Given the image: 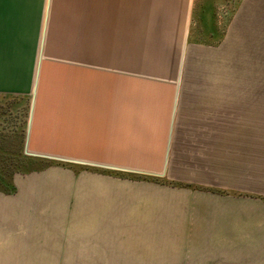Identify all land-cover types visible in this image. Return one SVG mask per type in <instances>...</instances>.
Wrapping results in <instances>:
<instances>
[{"label":"crops","instance_id":"obj_1","mask_svg":"<svg viewBox=\"0 0 264 264\" xmlns=\"http://www.w3.org/2000/svg\"><path fill=\"white\" fill-rule=\"evenodd\" d=\"M32 4L0 0V96H32L25 152L168 183L138 198L85 177L75 228L44 235L60 244L0 246L18 255L0 264H264V0L230 16L228 0H49L34 92ZM190 156L209 174L218 156V181L188 177Z\"/></svg>","mask_w":264,"mask_h":264},{"label":"rangeland","instance_id":"obj_2","mask_svg":"<svg viewBox=\"0 0 264 264\" xmlns=\"http://www.w3.org/2000/svg\"><path fill=\"white\" fill-rule=\"evenodd\" d=\"M239 1L240 0H228L227 10L229 16ZM31 2L33 3L31 6L34 7V9L31 8V13H36V18L40 20L39 23L42 25L39 27L38 23L35 28L36 30L38 28V32L36 31L37 58L33 83L34 92L37 85L38 69L44 48L43 38L46 21L43 27L42 18H44V8L46 11V18L48 16L49 0H46V7L45 0H31ZM228 82L229 85L234 84V79L229 78ZM31 100L32 96L27 98L0 96V159L8 157L14 158L15 156L26 157V159L22 160L23 165L21 166L25 173H16L11 177L8 176V172L5 173V183L11 182L15 186L16 192L13 194L0 192V246H41L45 244H60L59 237L49 238L44 235L59 233L60 229L65 231L75 228L76 222H71L70 220L75 219L73 215L77 212H82V208H84L82 206H77V203L78 201H86L81 197L90 196L86 189L88 186L87 182L90 180H85V177L101 175L112 177L116 180H125L127 185H129V188L126 190L127 196L138 198L160 197L161 192L157 189L160 188L158 186L161 184L168 183L167 173H160L157 175L136 174L100 166L78 164L71 161L88 159H66V161L65 159L30 157L25 152V124ZM199 152L198 154L203 155V152ZM215 152L216 150L213 148L212 154ZM185 153L194 154L195 151L189 150ZM179 160L185 163L198 161V165L200 166L199 170L195 173H188V177H193L202 182L203 180L218 181V156L212 157L211 159L213 166H215L212 168L211 174L204 172L203 169H205L204 166L206 164L203 158L198 159L190 156L184 157V159L180 158ZM5 169L8 171V166L4 169L0 166V171ZM64 175H67L66 186L63 184L66 177ZM33 177L38 178L33 180ZM5 183L1 185L4 187L6 186ZM64 187L67 188L64 189ZM169 188V186L165 185L162 193L163 197L170 196L169 193H171L172 190ZM156 191H159L158 195ZM115 194L116 197L122 196L117 195L119 194L118 190L115 191ZM172 196L193 198L201 197L202 195L188 191H179L174 192ZM10 209H12L11 213L9 212ZM65 217L68 221L61 222L60 219L63 218L62 220H64ZM8 251L11 250L5 249L4 253L0 256L4 257V259L9 260L10 258L16 260L18 255ZM20 256L30 257L31 255L26 256L24 254ZM23 261L31 263V259H25Z\"/></svg>","mask_w":264,"mask_h":264},{"label":"trees","instance_id":"obj_3","mask_svg":"<svg viewBox=\"0 0 264 264\" xmlns=\"http://www.w3.org/2000/svg\"><path fill=\"white\" fill-rule=\"evenodd\" d=\"M23 159H26V157L15 156L14 158L8 157V158L0 159V166H2V169L8 166V171H6V169L0 171V192H4L7 194H13L16 192V188L11 182L5 183V176H6L5 173L8 172L9 177H11L16 173H25L24 169L21 168V166L23 165L22 164ZM3 183H5L6 186L3 187L1 185ZM175 186L191 187V185L188 184H177V183L175 184Z\"/></svg>","mask_w":264,"mask_h":264},{"label":"water","instance_id":"obj_4","mask_svg":"<svg viewBox=\"0 0 264 264\" xmlns=\"http://www.w3.org/2000/svg\"><path fill=\"white\" fill-rule=\"evenodd\" d=\"M54 159V158H53ZM66 160V159H65ZM67 161V160H66ZM68 161H70V160H68ZM75 162V161H74Z\"/></svg>","mask_w":264,"mask_h":264},{"label":"bare ground","instance_id":"obj_5","mask_svg":"<svg viewBox=\"0 0 264 264\" xmlns=\"http://www.w3.org/2000/svg\"><path fill=\"white\" fill-rule=\"evenodd\" d=\"M49 10V9H48Z\"/></svg>","mask_w":264,"mask_h":264}]
</instances>
